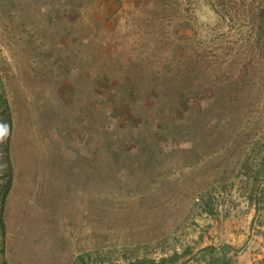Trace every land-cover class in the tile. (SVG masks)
Here are the masks:
<instances>
[{
  "label": "rangeland",
  "instance_id": "rangeland-1",
  "mask_svg": "<svg viewBox=\"0 0 264 264\" xmlns=\"http://www.w3.org/2000/svg\"><path fill=\"white\" fill-rule=\"evenodd\" d=\"M259 168L264 0H0V264H264Z\"/></svg>",
  "mask_w": 264,
  "mask_h": 264
},
{
  "label": "trees",
  "instance_id": "trees-1",
  "mask_svg": "<svg viewBox=\"0 0 264 264\" xmlns=\"http://www.w3.org/2000/svg\"><path fill=\"white\" fill-rule=\"evenodd\" d=\"M257 173V178H260L261 174L264 175V168H259L256 171ZM222 251V253H220V255H218L220 258H213V264H226L228 261V253H227V249L230 248L229 244H224L221 247H219ZM215 249L214 245H210L204 248L205 251H213ZM168 257H163L162 260H167ZM212 264V263H211Z\"/></svg>",
  "mask_w": 264,
  "mask_h": 264
}]
</instances>
